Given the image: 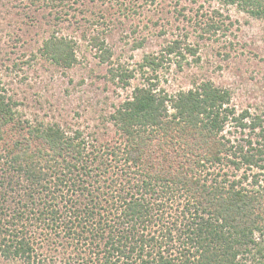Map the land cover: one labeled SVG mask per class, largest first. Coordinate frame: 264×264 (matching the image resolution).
<instances>
[{
  "label": "trees",
  "instance_id": "16d2710c",
  "mask_svg": "<svg viewBox=\"0 0 264 264\" xmlns=\"http://www.w3.org/2000/svg\"><path fill=\"white\" fill-rule=\"evenodd\" d=\"M22 1L54 14L60 28L42 53L72 66L77 39L61 25L86 0ZM88 1L133 11L156 2ZM219 1L264 19V0ZM82 36L110 59L101 32ZM166 50L197 52L179 40ZM162 57L146 55L141 65L157 70ZM110 72L128 83L125 70ZM154 86L136 85L111 112L120 137L104 145L78 129L22 123L0 86V259L32 260L35 228L75 252L64 264H264V178L254 174L252 188L246 172L237 178L243 166L264 168V108L238 112L231 91L211 80L171 95ZM229 123L249 130L242 143ZM226 160L233 166H215Z\"/></svg>",
  "mask_w": 264,
  "mask_h": 264
},
{
  "label": "rangeland",
  "instance_id": "374dc122",
  "mask_svg": "<svg viewBox=\"0 0 264 264\" xmlns=\"http://www.w3.org/2000/svg\"><path fill=\"white\" fill-rule=\"evenodd\" d=\"M76 6L80 20L63 21L61 30L77 39V61L64 67L42 53L44 40L60 28L50 9L0 0V86L22 123L59 124L70 134L78 129L87 141L104 145L120 137L110 122L111 112L136 85L150 82L171 95L211 80L231 91L238 112L249 109L254 115L264 108V19L219 0H156L138 5L137 11L88 0ZM212 22L218 26L206 30ZM84 32H101L112 51L108 61H102ZM174 40L197 52L169 54L166 48ZM146 55H163L162 65L157 70L142 67ZM110 68L125 70L128 83L112 79ZM226 130L240 143L249 131L240 132L232 123ZM14 132L9 134L17 138ZM215 166L233 165L226 160ZM245 172L249 188L254 174H259V183L264 178L263 167L243 166L237 178ZM32 231V260L0 259V264H64L63 257L75 253L47 239L43 231Z\"/></svg>",
  "mask_w": 264,
  "mask_h": 264
}]
</instances>
